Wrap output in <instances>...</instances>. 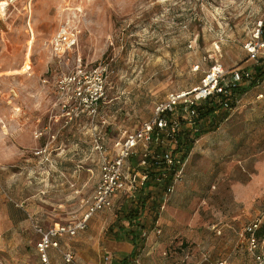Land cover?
Returning <instances> with one entry per match:
<instances>
[{"label": "rangeland", "instance_id": "1", "mask_svg": "<svg viewBox=\"0 0 264 264\" xmlns=\"http://www.w3.org/2000/svg\"><path fill=\"white\" fill-rule=\"evenodd\" d=\"M0 13V264H41L34 226L81 217L99 174L94 141L110 155L122 132L149 120L169 94L196 86L214 64L227 73L258 70L243 44L264 17V0H18ZM62 25L75 43L55 55ZM21 68L25 74L14 73ZM94 70L101 105L93 122L75 119L74 85L62 91L58 82ZM255 81L233 109L186 130L193 136L181 138L180 155L189 149L173 224L140 264H254L243 229L264 216V77ZM198 208L204 223L223 227L220 235L207 231V243L187 238ZM116 217L97 213L84 231L61 238L50 264H65L67 250L72 264H109L101 249Z\"/></svg>", "mask_w": 264, "mask_h": 264}, {"label": "built area", "instance_id": "2", "mask_svg": "<svg viewBox=\"0 0 264 264\" xmlns=\"http://www.w3.org/2000/svg\"><path fill=\"white\" fill-rule=\"evenodd\" d=\"M17 1L0 0V4L4 5L3 8L0 6V10H6ZM74 43V32L62 25L53 38L52 51L55 55L64 54ZM243 50L247 60L264 77V17L254 22L243 44ZM198 69L195 66L193 71ZM93 75H96L95 70L81 75V78L78 77L80 75L67 76L58 82L62 91L70 83L74 85L71 93L74 108L71 112L75 119L87 117L93 122L97 107L101 105V74H97L96 79ZM87 80L96 82L93 83V88L85 87L89 83ZM253 83H256L255 72L236 69L227 73L221 65L214 64L203 73L196 86L169 94L154 106L149 120L138 128L122 132L113 142L110 155L105 153L102 145L94 141V149L100 157L99 178L91 195L82 202L85 209L81 217L67 224H54L49 228L34 226L38 236L35 250L40 263L49 264L48 252L59 248L61 238H73L86 228L88 220L94 214L110 211L116 195L125 194L134 199L148 181L162 187L159 210H164L177 182L181 180L186 162L181 158L178 149L184 124L194 125L204 105L214 108V113L218 110L230 111L238 104L239 93H243ZM69 120H72L71 116ZM137 157L141 162L137 168L131 167L129 162ZM158 234L160 232L157 230L156 235ZM243 235L254 264H264V216L245 226ZM61 255L65 264L74 263L75 256L71 251H64ZM133 263L137 264L136 258Z\"/></svg>", "mask_w": 264, "mask_h": 264}, {"label": "crops", "instance_id": "3", "mask_svg": "<svg viewBox=\"0 0 264 264\" xmlns=\"http://www.w3.org/2000/svg\"><path fill=\"white\" fill-rule=\"evenodd\" d=\"M206 108L212 109L211 115L216 114L214 113V108L204 105L201 108L200 116L194 121V125L184 124L181 133L182 139L184 136L187 138L193 136V133H190L191 135H189L185 132L191 130L195 133L198 131V127L203 125L202 120L205 117H202V114L207 110ZM140 162V159L137 157L131 160L129 162V165L131 167L137 168ZM98 178L99 174L97 176V182ZM178 189L179 187H175L174 191H177L170 197L169 201L167 202V204L169 203V205L166 207V210L164 212H162L163 210H159V205L162 201L163 189L161 186L153 183L152 181L146 182V184L139 191L137 197L134 199L130 198L128 195L125 194H118L115 196L113 200L112 209L106 212L115 211L117 212V217L110 229V237L104 238V243L106 244V247H103L101 249V252L104 255V259L108 260L109 264H121L122 260L131 257L133 254H135L137 264H140V260L142 261L148 257H152L155 252L156 236H159L162 232L164 233L166 228L171 227L173 224L172 206L176 202V199L179 195ZM127 199H132L133 201L131 202H134V204L129 206L128 209L124 205ZM137 204L139 205L137 206ZM200 207H202L200 209L204 210L207 207V203L203 201ZM190 214H192V217L190 218V221L187 225L188 228L186 232L189 233L187 238L191 242L196 239L206 243L209 242V240L211 239V233L207 231L213 230L216 235H220L222 233L223 227L218 226L219 222L204 223V219L199 213V208L195 211L192 210ZM93 216L88 220V222L93 218ZM207 223L210 224L208 225ZM158 225L161 229L158 228ZM201 226L202 228H200ZM157 230L160 232V234L158 235H156ZM51 250H49L48 255ZM129 264L134 263L133 261H131Z\"/></svg>", "mask_w": 264, "mask_h": 264}, {"label": "trees", "instance_id": "4", "mask_svg": "<svg viewBox=\"0 0 264 264\" xmlns=\"http://www.w3.org/2000/svg\"><path fill=\"white\" fill-rule=\"evenodd\" d=\"M255 75H257V76H260V75H262V73H260V71L259 70H257L256 72H255ZM240 94H242V93H239V95ZM212 114V109H207L203 114H202V117H207V116H209V115H211ZM183 145H185V143H179V151H181V150H183ZM189 148L186 146V148L184 149V151H183V153H182V155H185V153H186V151L188 150ZM134 237V236H133ZM132 237V238H133ZM135 258V254H133L131 257H129V258H127V259H124V260H122V263L121 264H129L131 261H133L134 260V258Z\"/></svg>", "mask_w": 264, "mask_h": 264}, {"label": "bare ground", "instance_id": "5", "mask_svg": "<svg viewBox=\"0 0 264 264\" xmlns=\"http://www.w3.org/2000/svg\"><path fill=\"white\" fill-rule=\"evenodd\" d=\"M0 6L3 8L4 7V5L3 4H0ZM5 11V10H4ZM0 12H1V10H0ZM1 14V13H0ZM3 14V13H2ZM31 33V32H30ZM29 33V34H30ZM14 73H19V74H25L26 73V70L25 69H23V68H21L19 71H14Z\"/></svg>", "mask_w": 264, "mask_h": 264}]
</instances>
